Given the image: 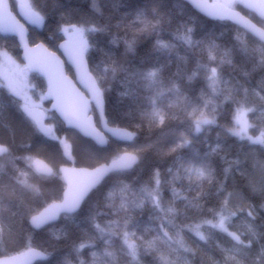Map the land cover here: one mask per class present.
<instances>
[{
    "label": "snow or ice",
    "instance_id": "obj_1",
    "mask_svg": "<svg viewBox=\"0 0 264 264\" xmlns=\"http://www.w3.org/2000/svg\"><path fill=\"white\" fill-rule=\"evenodd\" d=\"M144 4L143 7H133V25L137 26L138 33H150L156 36L153 45L156 54L171 57L175 51L176 44L172 40H165L160 35L166 18L169 13H162L161 7L163 0H139ZM242 4L245 8L253 10L262 22H264V0H224L222 3L204 6L196 4L206 10L209 16L218 19H235L239 16L234 12V8ZM93 11L100 12L99 0H92ZM177 7L180 0H176ZM30 11L25 15L28 22L33 24L42 23L44 17L39 11ZM243 19V18H241ZM249 31H254L259 36L261 47L253 50V55L259 56V66L264 67V30L256 29V25L248 24ZM60 31L68 36V42L62 47H67L68 43L72 48L68 55L78 69H83L81 79L85 77L89 81V98L77 96L76 106L73 108L65 101V89L61 84V77L52 70L51 63L35 62L34 67L37 71H44L48 75L49 95L54 96L57 104L53 107L58 109L69 123L84 128L87 124L86 113L89 104L94 102L97 109H102L104 98V84L109 75L116 76L117 72L124 73L122 84L125 86L122 91V97L130 100V107H135L142 119H146L150 126H164L167 120L178 119L181 124L185 121L188 127L179 132L171 142L169 153H176L188 149L190 155L185 158L177 156L174 163L167 169V177L161 178L159 168H154L149 182L140 187L134 188L126 183L123 177L135 171L145 158V153L156 148L155 143L138 144L137 134L134 131H113V135L118 138V142H131L128 148L117 146L111 152L104 146L108 141L100 139V148L98 153L108 152L106 155H98V166L91 171L81 169L78 173L70 174L68 169H60L65 173L66 187L63 191V198L59 203H52L44 212L35 214L29 209V223L33 229H39L44 225L55 221L61 213L65 218L76 213L84 202L85 197L93 189L101 191L103 207L107 211L97 208L89 216V222L94 229L96 240L103 242V248L91 252V264H119L121 256L126 258L128 264H141L143 257H153L152 264H191L190 255H195L185 241L183 233L185 229L191 232L198 241L205 244L216 234L223 233L229 238V245L222 246L219 243L217 247L222 254V261L218 264H264V226L255 224L260 213H264V161H256L253 164L254 173L249 172L242 167L244 161L236 158L228 162V167L224 169V179L217 181L214 169L210 162V154L217 153L220 150V144L215 147L210 146L209 151L204 154L192 151L195 146L196 138L205 132L207 128L216 125V112L219 103H216L223 97L225 101L231 100L236 108L233 115V127L227 129L228 133L237 137L241 141H246L250 146H259L264 149V129H256L257 135H249L248 129L255 125L247 120L249 113L257 111L255 107L248 106L249 89L243 84H232L223 78L221 65L231 64V60H220L217 66H211L217 61L214 54L219 47L213 40L195 41L192 38L194 29L184 26L183 32L177 30V39L187 48L201 49L207 53V64L198 65L188 80L198 77L201 72L207 82V88L195 102L190 101L184 95L180 84L175 81L165 82L162 78L163 65L156 61L155 63L144 62L140 67L130 69L122 68L115 60L110 63L102 62V67L97 66L98 75L93 77L85 68L84 56L92 47L87 36L92 33L105 31L104 26L95 23L84 22L79 24L69 23L60 28ZM0 32L17 33L23 39V25L19 23L8 8V0H0ZM239 39V38H237ZM118 39L114 37L111 43L115 44ZM124 43L128 51H133L136 43V37L125 36ZM41 47V46H38ZM241 51L245 54L248 49L241 45ZM6 55V54H5ZM228 54L225 53V56ZM51 60H55L54 54H50ZM58 67V61L57 65ZM247 73H245V76ZM22 77L17 76L14 80H9L7 88L10 96L13 98L10 104H16L23 116L30 120L36 127V130L43 136L59 140L53 130L46 127L36 116L33 107L28 103H18L15 98L21 97L19 81ZM264 83V81H262ZM258 94V93H257ZM239 95L241 99H235ZM264 100V97H261ZM261 109L264 110V104ZM179 109V114L172 109ZM3 106L0 104V112ZM181 114L184 119H181ZM67 148V145H65ZM104 163H99L100 160ZM18 160H22L32 170L34 176L57 175L52 168L44 167L33 169L31 165V156H14L12 146L5 142H0V175H3L6 166H12L16 175L12 182L7 186H0V246H4L13 237V228L11 221L22 213L23 202L17 196V189H22L30 193L35 198L43 195L41 187L38 184L29 183L27 173L15 169ZM233 172H239L241 176L248 178V188L254 196L261 198L259 205L251 204L247 209V217L250 223L246 225V233H240L229 230L231 219L244 212L245 208L237 207L233 201L241 197L239 192L228 191L226 183ZM258 173V177L256 175ZM73 175L78 179L73 180ZM187 181L188 189L193 186L202 189L205 183L215 184V195L220 198L218 206L208 209L210 218H204L196 225L181 226L177 223L178 217L182 214L176 207V201L182 200L185 210L194 208L199 210V203L202 192H198L197 197L189 200L187 196H182V189L178 190L177 185ZM167 185L172 193V198L167 202L163 197V186ZM107 188V191L103 189ZM12 197H16L13 199ZM149 208V219L155 222L154 229L143 228L141 222L136 218V213L143 212L145 206ZM235 209V210H233ZM8 213L5 216V213ZM99 216H108L103 224L97 221ZM153 232L151 239H147L145 233ZM242 236L244 238H242ZM59 238V237H57ZM119 240L120 247L115 249L114 241ZM84 248L95 249V242L80 243L76 248L78 264H88L87 261L79 259V253ZM29 259L40 255L31 248L30 244L26 253H22ZM4 258L0 259V264H14L17 256L0 253ZM47 260L48 257L45 256ZM59 264V262H58ZM63 264H70L67 260Z\"/></svg>",
    "mask_w": 264,
    "mask_h": 264
},
{
    "label": "trees",
    "instance_id": "obj_2",
    "mask_svg": "<svg viewBox=\"0 0 264 264\" xmlns=\"http://www.w3.org/2000/svg\"><path fill=\"white\" fill-rule=\"evenodd\" d=\"M25 2L24 5L28 9L31 6V10L39 11L44 17V27L41 31L29 30V42L31 44L42 42L51 51L58 52V45L64 40L63 32L60 31L62 26L69 23L84 22L104 26L105 31L87 36L92 47L85 54V57L89 70L94 77L98 75L97 66H103L102 62L110 63L115 60L122 68L134 69L146 61L149 64L159 61L164 66L163 80L165 82L175 81L180 84L184 95L190 101L195 102L206 90L207 82L203 72L191 81L188 80V76L198 65L208 63L207 53L202 52L199 48H187L177 39L178 29L182 33L184 26L192 27L194 29L193 40H213L219 46L214 53L217 61L213 62L211 66H217L222 59L231 60V64L225 62L221 65L223 78L232 84H243L245 88L249 89L248 106L257 109V111L248 114L249 123L255 125L254 128L249 129L250 134L257 135L256 129H264V110L260 107L264 104V100H261V97H264V83H262L264 81V67L259 66V56L253 55V50L260 48L261 43L233 24L226 21L208 20L182 1L177 7L176 0H163L161 11L170 15L166 18L160 35L163 39L172 40L176 44L173 55L168 57L154 52L153 45L156 39L154 34H141L136 31L137 26L132 23L133 7L144 6L139 0H99L100 12L93 11L92 0H26ZM12 9L14 11V8ZM240 12L264 29V22L254 12L245 8H241ZM133 35L136 37L134 50L128 51L124 38L125 36L131 38ZM114 37L118 39L115 44L111 43ZM242 44L247 47V54L241 51ZM0 45L21 61L18 45L14 38L0 37ZM225 53L228 55L225 56ZM66 69L67 74L72 75L70 69ZM245 73H247L246 76ZM30 77L31 81L38 87L37 89L42 90L44 88L43 80L40 77L33 74ZM123 79L124 73L122 71L117 72L115 77L110 74L104 84V115L110 126L136 132L138 144H156L154 150L145 153V158L140 166L123 177L126 183L139 189L149 182L154 168L160 169L161 178L164 179L167 177L168 167L174 163L177 156L187 158L190 155L188 149L176 153H169L168 151L175 136L184 131L188 127V123L185 121L184 124H181L178 119H170L166 121L164 126H150L146 119L141 118L134 106L130 107V100L122 97L121 93L125 87L122 84ZM234 98L241 99L242 97L236 95ZM11 99L13 98L8 90L0 85V104L3 106V111L0 112V142L10 144L14 156L38 157L53 168L57 175L40 177L34 176L24 161L18 160L15 164V169L27 173L28 180L32 179V182H36L43 193H52L54 198L61 197L64 186L57 170L62 164H69L70 162V166L92 168L98 165V155H106L112 151L108 149V152L98 153V148L93 143L82 139L72 131L65 130L55 114L49 113L48 120L53 125L55 136L61 139L67 134L74 135V146L71 149L70 157L66 159L62 152L63 146L61 147L59 140H52L40 134L32 122L23 116L19 107L9 103ZM15 99L20 103L18 98ZM216 103H219L216 112L217 123L207 128L204 133L196 138L192 151L202 155L209 151L210 146L215 147L217 143L220 144L219 152L210 154V162L217 181L224 179V169L228 167V162L236 158L244 161L242 167L250 175L253 174V164L256 161H264V149L259 146H250L246 141H241L230 135L227 129L232 127L236 105L231 100L225 101L223 97H220ZM172 111L179 114V109L173 108ZM181 119H184L182 114ZM129 143L131 142L127 143V147ZM99 163H104V161L101 159ZM15 175L16 172L13 167L6 166L5 173L0 175V186L9 185ZM256 175L258 177V173ZM215 187V184L205 183L202 189L193 186L189 190L187 181L178 184V190L182 189L181 195L187 196L189 200L197 197L198 192H202L203 195L199 200L201 205L199 210L194 208L185 210L184 202L182 200L176 201V207L182 213L178 217L177 223L181 226H194L202 219L210 218L208 209L218 206L220 200L215 195ZM226 187L228 191L241 194V197L235 198L233 203L237 207H244L245 211L238 213L237 216L249 219L247 217L249 205H259L262 201L259 196H254L251 193L248 188V178L241 176L239 172H233L227 180ZM103 190L107 191V188ZM17 196L23 202L22 213L11 221L13 237L6 245L0 246V253L13 255L28 249L30 244L31 248L41 250L48 257L47 260L35 264H58V262L63 264L65 260L70 264H78L75 248L82 242L92 241L96 243L95 249L84 248L79 253L80 260L91 264V252L100 250L104 246L102 241L96 240L94 229L89 222V216L97 208L98 202L99 210L107 211L103 207L99 189L93 190L88 195L75 214L67 218L61 216L56 223L40 230H33L29 226V209L33 210L32 214L41 210L47 204L44 196L35 198L19 188L17 189ZM163 197L166 202L172 198V193L166 184L163 186ZM12 198L16 199V197ZM149 208L150 206L146 205L143 212L138 211L136 218L141 222L143 228L154 229L156 225L149 219ZM7 215L6 212L5 216ZM109 218L108 216H99L97 221L103 224ZM255 224L264 226V213H260ZM153 234L151 231L145 233L147 239H151ZM183 235L186 243L195 252V255L189 256L191 264H218L222 261V254L217 244L228 246L229 238L225 234L216 233L207 244L198 241L187 229ZM114 247L119 249V240L114 241ZM152 260L153 257L145 256L141 264H152ZM119 264H128V262L126 258L121 256Z\"/></svg>",
    "mask_w": 264,
    "mask_h": 264
},
{
    "label": "water",
    "instance_id": "obj_3",
    "mask_svg": "<svg viewBox=\"0 0 264 264\" xmlns=\"http://www.w3.org/2000/svg\"><path fill=\"white\" fill-rule=\"evenodd\" d=\"M180 1L186 3L196 13L205 17L206 19L212 20V21L229 22V23L233 24L234 26L240 28L246 34H248L251 37H253L254 39H256L258 42H260L259 36L256 35L254 31H249V27L246 26L248 24V22H250V24H254V25H256V24L253 21H251L248 17L243 15L239 10H236V9L233 10L234 12L239 14V16L236 17L235 19H227V18L218 19V18H214L212 16H209L207 14L206 10H204L203 8L195 6L196 4H200V5H204V6H211L213 4H218V2L211 3L208 0H180ZM8 8L12 12V15L15 17V19L17 21H19V23L21 25H23V39H21V36L18 34V32L17 33L0 32V37H2V38H5V37L14 38L17 45H18V49L20 52V60L23 62L25 69L30 74L37 75L38 77H40L43 80L44 97H45L46 101L49 103V111L53 112L56 115L58 120L64 126L65 130L72 131V132L76 133L82 139L91 141L92 143H94L99 148L101 147L99 145L100 139L107 141V137H109L115 141H118V138L113 135V131H123L125 129L109 126L107 119L105 118V115H104V106H105L104 100H103L102 109H97L94 105V102L89 104V108H88V111L86 113L87 124H86V127H84V128L78 127L74 123H69L68 120L65 119V117L61 114V112L58 109H54L53 106L55 104H57V100L54 98V96L49 95L48 75L44 71L35 70V67L33 66L35 62H41V63H49L50 62L51 63L52 70L54 72H57L58 75L61 77V84H62L63 88L65 89V101L70 106H72L73 108H75V106H76L75 102H76L78 95L83 96L86 99L89 98V81L87 80L86 77L83 80L81 79L83 69H78L77 66L73 63V61L70 59V57L68 55V51L72 48V44L68 43L67 47H62V45H66V42H68V40L64 39L62 42H60V44L58 45V52L51 51L42 42H37L35 44H31L29 42V30L32 29L35 31H41L44 27V20L42 23H39V24H33V23L28 22V20L25 18L24 14H27L30 11V9H28L24 4H18L13 11L11 4H10V1L8 0ZM241 18H243V19H241ZM256 29L264 30L261 27H259L258 25H256ZM38 46H41V47H38ZM50 54H54L56 59L51 60ZM57 61H58V67L56 66ZM84 62H85L86 70L91 74L85 56H84ZM66 68L70 69L72 75L67 74ZM92 108H93V110H94V112H95V114L99 120L100 128H97L95 126L94 118H93V115L91 114ZM33 110H34L36 116L38 117V119L46 127L51 128L47 124V114L41 109L33 108ZM120 142L125 143L123 141H120ZM106 146H104V147H106ZM62 152H63L66 159H68L70 157L71 150L68 147L65 148V146H64L62 148ZM31 165H32L33 169H40V168H44V167L52 168L46 161H44L43 159L38 158V157L34 158L31 161ZM96 166H98V165H96ZM92 168H94V167H92ZM92 168L71 167V166H68L65 164L59 166L57 171H58V174H59L60 179L62 180V183L64 186L63 191L66 187V180H65V173L61 172L60 169H68L69 173L73 174V173H78L81 169L91 171ZM53 172H54V170H53ZM51 176L52 175L43 176V177H51ZM76 179H78V178L75 175H73V180L75 181ZM93 190H95V189H93ZM63 191H62L60 200L63 198ZM92 191H90L88 193V195ZM88 195L85 197V199L88 197ZM60 200L48 203L38 212H44L45 208H47L50 204L59 203ZM73 214H75V213H73ZM73 214H71V215H73ZM61 216H64V214L61 213V215L55 221H52L49 224L44 225L39 229H33L32 228V226L29 223L30 217L28 219V224L33 230H40V229H42V228H44L50 224L56 223ZM32 249H34L36 252L40 253V255L33 256L29 259L28 257L21 255L22 253L27 252V249L23 250L19 253L13 254L14 256H17V260L14 262V264H35L39 261L46 260L45 259L46 254H44L41 250L36 249V248H32ZM2 258H4V257H0V259H2Z\"/></svg>",
    "mask_w": 264,
    "mask_h": 264
},
{
    "label": "rangeland",
    "instance_id": "obj_4",
    "mask_svg": "<svg viewBox=\"0 0 264 264\" xmlns=\"http://www.w3.org/2000/svg\"><path fill=\"white\" fill-rule=\"evenodd\" d=\"M9 1H10L12 8L14 9L18 4H22V3L26 4L25 2L26 0H9ZM208 1L211 3L224 2V0H208ZM239 5L244 7L242 4H239ZM236 7H238V5ZM250 11L254 12L253 10H250ZM254 13L258 15L256 12ZM63 35H64V39L68 40V36H66L64 33ZM31 75L32 74H30L25 69V66L22 61H19L16 57H14L11 53H9L3 46L0 45V85H3L8 90L7 85H8L9 80H14L16 79L17 76H21L22 78L19 81V87L21 89V97L18 98L20 103L22 104L26 102L33 108L45 110L46 112H48V104H46V99L43 94L44 88L42 90L37 89L38 87L31 81V77H30ZM247 120L249 122L248 115H247ZM47 124L54 130L53 125L50 123L49 120H47ZM232 127H233V122H232ZM249 129H248V134L251 135ZM73 139H74L73 134H67V135L62 136L61 139H59L61 147L67 145V147L71 150L74 146ZM120 148L123 149L125 147H120ZM128 150L131 151V149L129 148ZM33 159L34 158H32V160ZM69 164L71 163L69 162ZM29 183L36 184V182L35 183L32 182V179L29 181ZM43 196L47 204L53 201H59L61 198V197L54 198L52 196V193H47V192L43 193ZM248 223H250L249 219L237 216L236 218L231 219V221L229 222V225H228L229 230L237 232L238 234L246 233L247 231L246 225ZM242 238L244 237L242 236Z\"/></svg>",
    "mask_w": 264,
    "mask_h": 264
},
{
    "label": "flooded vegetation",
    "instance_id": "obj_5",
    "mask_svg": "<svg viewBox=\"0 0 264 264\" xmlns=\"http://www.w3.org/2000/svg\"><path fill=\"white\" fill-rule=\"evenodd\" d=\"M241 8H244V7H242L241 5H238V7H236L235 9L236 10H241ZM246 9V8H245ZM247 10H249V9H247ZM252 12V11H251ZM44 94V93H43ZM46 104H48V112L49 113H53V112H50L49 111V103L46 101ZM46 114H47V120H48V116H49V113L48 112H46L45 110H43ZM54 114V113H53ZM91 114L93 115V118H94V123H95V126L97 127V128H100V123H99V120H98V118H97V116H96V114H95V112H94V110H93V108H92V110H91ZM56 116V115H55ZM33 124V123H32ZM110 126V125H109ZM64 127V126H63ZM113 127V126H112ZM107 141H108V145L105 147V148H107V149H110V150H114L117 146H119V147H127V143L128 142H125V143H121V142H118V141H115V140H113V139H111V138H109V137H107ZM91 142V141H90ZM92 143V142H91ZM94 144V143H93ZM95 145V144H94ZM96 146V145H95ZM97 147V146H96ZM97 148H99V147H97ZM65 157V156H64ZM62 165H64V164H62ZM65 165H68V166H70L69 164H65ZM71 167H75V166H71ZM95 167V166H94Z\"/></svg>",
    "mask_w": 264,
    "mask_h": 264
}]
</instances>
